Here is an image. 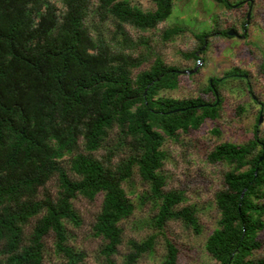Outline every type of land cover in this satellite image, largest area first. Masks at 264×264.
<instances>
[{"label": "trees", "instance_id": "1", "mask_svg": "<svg viewBox=\"0 0 264 264\" xmlns=\"http://www.w3.org/2000/svg\"><path fill=\"white\" fill-rule=\"evenodd\" d=\"M149 1L153 9L142 11L126 0H97L120 46L146 49L144 56H132L113 51L99 32L89 34L83 24L88 0H0V264H43L47 238L60 264H81L83 254L68 244L65 228L81 224L72 206L77 197H101L91 232L101 241L105 264H113L122 243L121 221L144 204L151 210L144 225L152 233L126 240L123 264L151 253L167 222L199 234L194 206L182 205V191L165 190L161 146L178 132L215 121L217 85L234 76L207 80L194 97L162 95L177 88L178 69L124 30H151L168 18L171 0ZM183 31L171 26L161 38ZM225 32L220 35L227 37ZM193 36L201 51L208 34ZM183 56L194 66L202 62L195 52ZM149 58L147 68L137 71ZM210 132L219 134L215 127ZM205 160L228 166L213 195L218 219L205 240L206 254L215 264H264L254 257L264 236V140L255 127L245 143L220 142ZM134 176L145 188L139 194ZM51 180L53 194L45 188ZM176 260L177 249L164 237L161 264Z\"/></svg>", "mask_w": 264, "mask_h": 264}, {"label": "rangeland", "instance_id": "2", "mask_svg": "<svg viewBox=\"0 0 264 264\" xmlns=\"http://www.w3.org/2000/svg\"><path fill=\"white\" fill-rule=\"evenodd\" d=\"M126 1L142 11L153 9L149 0ZM52 2L60 9L58 1ZM171 3L168 18L151 30L141 31L124 26L132 42L145 39L148 51L158 55L166 65L174 66L178 71L194 69L189 74L179 73L177 88L162 95L179 99L194 97L206 86L207 80L209 82L211 78H222L229 74L234 77L223 80L221 86L217 85L221 106L215 121L205 120L197 130L178 132L176 140L165 139L161 146L165 153L161 168L166 179L165 190L182 191L186 200L182 205L194 206L199 234L181 222H167L163 228V237L157 236L152 252L143 255L135 264H161L164 237L177 249V264H215L206 254L204 243L216 226L218 213L213 195L221 188V176L228 170V166L209 164L205 156L220 142L245 143L252 138L255 127L257 136L264 140V0H224V3L220 0H171ZM83 24L91 36L99 32L113 51L123 50L132 56L146 54L142 45L131 48L120 46L118 36L114 35L113 21L98 13L97 0H88ZM171 26L182 27L184 31L169 40H162L163 30ZM230 30L233 36L220 35L221 31L227 34ZM200 33L208 36L204 39L205 47L197 51L199 43L193 35ZM189 52H195L202 62L194 66L192 59L183 56ZM149 61L151 58L137 71L146 69ZM241 74L242 77L238 78ZM237 107H241L242 111L237 112ZM213 127L219 131L218 135L210 132ZM45 188L53 194L54 180L49 181ZM133 189L136 194L145 189L136 176ZM100 198L98 195L92 202H88L77 197L72 201L81 224L76 228L67 224L65 228L68 244L83 254L81 264H105L99 254L101 241L93 237L91 232ZM130 198L136 203L134 195ZM150 215L149 204H144L136 208L128 219L121 221L123 240L112 257L113 264H123V257L128 251L126 240L138 241L152 233L144 225ZM260 239L261 248L254 252V257L264 259V236L260 235ZM45 246L43 264H60L61 259L52 253L51 238L45 240Z\"/></svg>", "mask_w": 264, "mask_h": 264}, {"label": "water", "instance_id": "3", "mask_svg": "<svg viewBox=\"0 0 264 264\" xmlns=\"http://www.w3.org/2000/svg\"><path fill=\"white\" fill-rule=\"evenodd\" d=\"M246 17H248V14L246 15ZM227 36H233L234 35V33L230 30L227 34H226ZM194 71V69L193 70H188V71H178V73H187V74H189V73H192ZM260 117H258V122H260Z\"/></svg>", "mask_w": 264, "mask_h": 264}]
</instances>
